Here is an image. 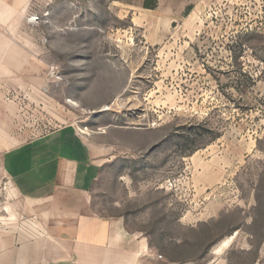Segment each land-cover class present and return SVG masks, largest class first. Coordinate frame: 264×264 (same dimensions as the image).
<instances>
[{
    "label": "rangeland",
    "instance_id": "obj_1",
    "mask_svg": "<svg viewBox=\"0 0 264 264\" xmlns=\"http://www.w3.org/2000/svg\"><path fill=\"white\" fill-rule=\"evenodd\" d=\"M1 1L0 159L73 125L104 164L94 209L164 259L264 248V0ZM14 193L0 264L40 240Z\"/></svg>",
    "mask_w": 264,
    "mask_h": 264
},
{
    "label": "crops",
    "instance_id": "obj_2",
    "mask_svg": "<svg viewBox=\"0 0 264 264\" xmlns=\"http://www.w3.org/2000/svg\"><path fill=\"white\" fill-rule=\"evenodd\" d=\"M103 165L95 146L73 125L3 154L0 183L8 181L40 227L24 229L26 235H40V240L26 246L18 264H174L148 237L130 230L123 216L104 217L94 209L92 193ZM3 234L1 246L9 249L12 237ZM6 235L8 241L3 239ZM232 240L221 252L216 249L223 241L216 246L208 264H264V248L250 243L233 248Z\"/></svg>",
    "mask_w": 264,
    "mask_h": 264
},
{
    "label": "bare ground",
    "instance_id": "obj_3",
    "mask_svg": "<svg viewBox=\"0 0 264 264\" xmlns=\"http://www.w3.org/2000/svg\"><path fill=\"white\" fill-rule=\"evenodd\" d=\"M233 238H234V235H233L232 237H229V238L225 239V240L222 242V244H220V245L218 246V248L216 249V251H217V252H221L222 249H223V247H225L226 245H228V244L231 242V240H232Z\"/></svg>",
    "mask_w": 264,
    "mask_h": 264
},
{
    "label": "built area",
    "instance_id": "obj_4",
    "mask_svg": "<svg viewBox=\"0 0 264 264\" xmlns=\"http://www.w3.org/2000/svg\"><path fill=\"white\" fill-rule=\"evenodd\" d=\"M160 259H162L163 257L162 256H159Z\"/></svg>",
    "mask_w": 264,
    "mask_h": 264
}]
</instances>
